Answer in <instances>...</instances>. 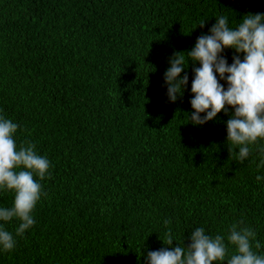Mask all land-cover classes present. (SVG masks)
<instances>
[{"label": "trees", "instance_id": "obj_1", "mask_svg": "<svg viewBox=\"0 0 264 264\" xmlns=\"http://www.w3.org/2000/svg\"><path fill=\"white\" fill-rule=\"evenodd\" d=\"M249 12L264 14V0H0V116L19 125L17 148L31 142L50 161L42 181L34 175L46 193L34 225L16 236L18 218L0 221L16 240L0 264H148L168 247L167 228L172 247H187L197 227L227 244L240 221L264 255V157L256 146L243 163L238 146L230 155V106L191 123L199 62L180 74L188 84L175 103L164 79L173 53L218 16L235 28ZM234 54L222 53L229 65ZM14 195L0 189V208ZM227 246L214 264H227Z\"/></svg>", "mask_w": 264, "mask_h": 264}, {"label": "clouds", "instance_id": "obj_2", "mask_svg": "<svg viewBox=\"0 0 264 264\" xmlns=\"http://www.w3.org/2000/svg\"><path fill=\"white\" fill-rule=\"evenodd\" d=\"M205 21L202 20L199 27L203 28ZM225 49L235 50L231 65L222 55ZM240 54H243V59ZM189 60L200 64L193 69L190 104L194 112L190 116L191 123L204 125L221 111L228 114L226 105L230 106L234 109L226 121L230 155L235 151L233 146H238L236 159L243 163L256 146L264 157V146L257 145L258 139L264 140V14L249 12L242 16L235 28L229 27L227 16L220 15L209 34L199 36L190 51L174 52L169 59L170 67L164 74L167 96L172 103L183 96L184 87L188 84V75L181 77L180 74ZM220 80L226 81V90ZM201 113L206 114L201 117ZM18 128L17 123L0 116V189L15 193L13 206L0 208V221L18 218L21 223L16 228V236H22L34 225L31 213L41 195H46L34 175L42 181L48 173L50 161L39 155L31 142L21 143L17 148L14 134ZM262 166L264 158L257 165L258 168ZM261 179L264 177L257 175L256 180L259 182ZM170 224V219L164 220L166 228ZM242 225L243 221H240L229 229L227 244L233 245L235 251L227 259V264H264V255L253 250V247L261 248L256 232ZM165 236L167 242L163 243L168 247L149 251L146 257L148 264H214L225 261L228 253L225 237L218 234L213 238L205 233L203 227L191 232V243L187 247L179 244L172 247L174 240L170 228H167ZM15 244L13 235L0 226V248L8 252Z\"/></svg>", "mask_w": 264, "mask_h": 264}]
</instances>
